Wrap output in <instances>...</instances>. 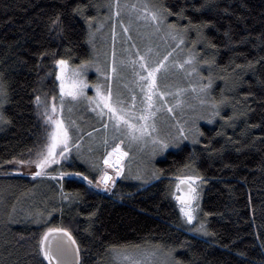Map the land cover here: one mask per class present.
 <instances>
[{"label": "trees", "instance_id": "1", "mask_svg": "<svg viewBox=\"0 0 264 264\" xmlns=\"http://www.w3.org/2000/svg\"><path fill=\"white\" fill-rule=\"evenodd\" d=\"M149 1L173 12L184 9L193 23L207 22L203 34L217 49L205 52L204 43H198L195 50L207 59L215 54L218 67L212 70L213 96L221 99L223 89L232 104L241 101L237 112L248 107L252 111L232 127L220 118L210 125L201 123L200 142L168 151L154 163L163 174L157 173L159 178L145 187H127L122 176L110 191L99 192L79 178L60 179L53 169L83 172L90 179L98 176L76 165L72 153L67 162L61 161L63 167L52 165L47 170L57 179L27 177L21 165L5 162L14 157L27 159L29 149L35 151L38 142H45V128L52 130L35 97L39 95L49 108L56 104V65L51 55L41 54L56 52L55 59H67L73 66L90 59L85 17L96 20L101 16L104 0H0V72L9 94L4 111L11 121L0 125V264H41L36 240L45 226L33 222L38 212L44 214L41 219L50 221L48 226L69 230L80 248V264H106L114 251L111 246L116 251L157 245H163L160 249L165 253L175 249L184 264H264V62L244 75L238 88L232 73L236 64L255 63L264 57V0H215L207 7H201L205 0ZM77 5L88 7L76 14L72 9ZM57 11L63 13V36L48 30L49 18ZM176 21L175 15L168 16L169 23ZM189 38L197 40L196 32ZM232 113L233 108L227 107L221 115ZM221 132L224 135H217ZM193 172L206 180L201 190V217L214 233L207 239L182 228L170 194L177 176ZM61 185L67 200L61 197ZM93 212L95 216L89 219Z\"/></svg>", "mask_w": 264, "mask_h": 264}, {"label": "snow or ice", "instance_id": "2", "mask_svg": "<svg viewBox=\"0 0 264 264\" xmlns=\"http://www.w3.org/2000/svg\"><path fill=\"white\" fill-rule=\"evenodd\" d=\"M215 0H205V3L201 7H207L209 4L214 3ZM109 8L115 7L118 9L115 13L116 16L120 15V0H109V3L106 5ZM88 6L73 8V13L82 14L85 8ZM132 8H136V5H131ZM143 10L147 12V15H142L138 18L150 20L154 22V30L156 32L165 31V37L170 38L176 43V47L179 48L180 45H185V48H181V52H187L186 58L181 62L178 60H173L172 65L182 69L185 75H192L195 73L200 76L201 80L205 79L201 75L202 70H206L209 73L208 84L203 85L200 88V91L205 94V96L210 97L209 100L200 99V104L209 103L211 105V112L208 115H199L191 120H184L181 123L180 120H177V133L171 139H161L158 136H153L152 133L157 132V124L153 119L156 116V113L160 111L164 105L167 104V101L163 98L168 95H172L170 92L162 91L161 85L158 83V73L161 69L165 71L168 70V65L165 64V61L169 60V57L172 56L173 52L176 51V48H173L172 52H168L167 55L163 57L162 60L158 62H152L145 55H140L137 51V59H130L128 64L133 66L134 75L138 77L140 82V90L143 93L144 97V108L142 112L136 116L134 113H131V110L124 107V101L120 98V94L117 93L114 97L112 88L110 85L107 86L106 90L104 86L100 83H95L92 87L95 89L94 96H87L85 89L89 87L88 83L84 79V75L91 68H95L97 73L103 75L106 79L108 78V73L100 66L99 62L94 59H88L82 61L79 65L71 67L69 65V60L67 59H55L57 56L56 52L52 53H42L41 55H51L54 61V64L59 67V74L56 75V79L60 81V105L59 109L64 108L65 97H71L72 100H78L84 98L88 101L90 105H94L92 109L97 113V115L102 119L104 116H107L108 119L112 122V127L115 131L120 132L121 137L113 136L114 143L109 145L108 140H104V151L105 155L102 157L103 166H101L100 158L95 160L88 159L85 161L88 164L91 172H98V176L93 179L89 178V175H85L83 172H67L60 171L59 169H53L52 171L58 172L60 179L68 178H79L81 182L86 183L89 188H102L104 191H110L111 187L115 185V177L125 176V158L129 157L130 151H125L121 144H125L127 141V147L131 149L133 145H138L140 143L147 144L148 141L145 140L146 137L150 138L151 143L154 145L151 156L155 158L156 156L162 155L166 149L171 147L178 148L183 141L190 139L188 133L192 129H196L197 138L193 139V143H199V136H203V132L199 131V121L207 120L209 123L215 121L216 118H220L227 124L229 127L234 126V121L239 120L241 117H247L248 113L252 111L250 107L246 110L237 112L236 105L240 104L241 101L237 100L236 104H232L229 97L223 95V89L221 90V99L217 100L213 96L212 85L214 81L211 79L212 70L215 67H218L215 59V54H213L211 59H207L201 52L195 50V46L198 43H204L205 52L208 49H217L215 44L211 43L210 38L203 34V28L207 27V22H201L199 24L193 23L192 20L184 15V9H180L179 12H173L170 8L165 7L163 4L158 7L155 5H150L147 2L143 6ZM199 11V9H197ZM224 11H227L225 9ZM62 11H57L53 17L49 18L48 30L55 31L58 36H63L65 25L62 20ZM175 15L177 21L173 23L168 22V16ZM111 19V17H109ZM187 19L188 23L181 25L180 20ZM95 17H85V21L88 24L89 32V43L95 48V37L93 32V21ZM98 30V29H96ZM113 39H115V25L112 27ZM124 31L127 32L128 28L125 27ZM195 31L197 35V40H190V33ZM229 38L231 43V38L228 32L224 34ZM131 39V37H129ZM188 44H191V47H187ZM135 47V45H133ZM148 52H152L151 48L147 49ZM218 51V50H217ZM159 55V54H157ZM115 47L113 45L112 51V68L111 73L116 74L117 68L115 66L116 60ZM264 62V57L259 58L253 63V61H248L246 65L236 64L235 68L232 69L234 74V81L239 83L235 84V88H238L240 84L243 83V77L249 71L256 70V64ZM123 64L124 61H121ZM234 63V61H232ZM138 64V69L135 67ZM188 66L187 68L185 66ZM237 69L240 71L237 72ZM222 71L227 72V67H222ZM224 79V77H220ZM168 87V85H164ZM196 91L195 88L192 89ZM186 90L183 88L176 89V96H179L181 93ZM251 93L244 96V100H247V96ZM156 97L160 98V107H156L155 111L153 110L156 105ZM55 99V97H53ZM9 103V94L4 81V74L0 72V125L10 123L11 121L6 117L4 106ZM35 103L37 107H43V112L40 113L44 117L45 124L52 127L51 131H48V128H45V142H38L35 146V151L29 149V156L27 159H16L15 157L12 160L6 161L7 164H15L21 166H28L31 168L32 165H35L36 169L39 171H33L32 175L34 177L41 176H50L51 179H57V176L51 175L47 171L52 165H61V161L67 162L69 156L71 155V149L69 147L72 137L69 133L68 126L65 125V122L62 118H58L55 113L58 111V108L55 104L49 108V105L46 101L42 102L41 97L37 95L35 97ZM183 101L180 99L175 100V106L181 107ZM227 107L233 108V113L231 116L224 117L221 115L223 110ZM71 111V109H69ZM168 112H172L173 108L168 107ZM139 121V122H135ZM151 121V123L149 122ZM74 123V122H73ZM260 125H250L249 128L259 127ZM104 127L107 128L108 125L104 124ZM91 135V133H89ZM217 135H224V133H217ZM244 135H247V132H244ZM230 139V138H229ZM118 141V142H115ZM79 149V145H73ZM109 147L111 150L109 151ZM240 149H237L239 151ZM91 151V149H89ZM215 151V150H214ZM80 156L79 151L76 153V157ZM63 167V165H61ZM185 168H189V165H184ZM109 169L113 170V174H109ZM157 173L163 174V171L157 169L156 172L151 173L153 179L159 178ZM127 178V177H125ZM141 178V177H136ZM206 183V180L203 176L199 174H181L176 177V182L172 185L176 191L171 192L170 194L174 199L177 200L179 204L180 213L186 218L188 224H192L194 220L197 219V216L194 214L197 210L200 209L199 200H200V191L202 190V185ZM185 185L186 189H181V186ZM177 192H180V195H177ZM61 197L62 199H69V196L63 193V185H61ZM15 211V208H13ZM52 211H57V209H52ZM62 211V210H61ZM95 212L90 213L89 219L92 216H95ZM31 215V214H29ZM51 216V212L48 213ZM205 215H208L205 213ZM44 216L42 212L36 213V217L33 220L34 223L43 224L44 230L39 234L38 239L36 240V251L38 255H42L45 260L49 261V264H52L55 261V264H77L80 257V248L77 246V241L72 237L69 230L63 226H48L50 221L47 219H41ZM189 231L202 234L204 236L214 235L210 233L205 227V223L200 221L195 227L189 229ZM183 246V245H182ZM115 250V246H111ZM139 247V246H135ZM157 248H162L163 245H157ZM175 249H172L168 254L167 258L160 261V264H184L181 259H178L175 256ZM154 255V253H153ZM124 259L131 261V264H140L138 260L131 259L129 256H125ZM43 264V261H41Z\"/></svg>", "mask_w": 264, "mask_h": 264}, {"label": "rangeland", "instance_id": "3", "mask_svg": "<svg viewBox=\"0 0 264 264\" xmlns=\"http://www.w3.org/2000/svg\"><path fill=\"white\" fill-rule=\"evenodd\" d=\"M146 2L152 5L149 0H120L119 16L115 15L118 9L106 6L109 3V0H104V3L102 2L103 7L102 5L100 7L101 16L96 18L93 22L95 48H93L89 42L88 45L90 48V59L97 60L100 66L109 75L106 79L103 75L97 73L95 68L89 69L84 75V79L89 85V87L85 89V93L87 96H94L95 89L92 85L95 83L102 84L105 90L107 86L110 85L114 97L119 93L120 98L124 101V107L130 109L131 113L138 116L144 108V97L140 90L138 77L134 75L133 66L128 64V61L130 59L138 60L136 53L139 51L140 55L147 56L150 61L158 62L159 60H162L168 52H172L173 48H176V51L173 52L171 57H169V60L165 61V64L168 65V70L165 71L164 69H161L157 74L161 90L170 92L172 95L163 98L167 101V104L164 105L153 118L157 124L158 131L152 133L153 136H158L161 139L171 140L177 133V120H180L181 123H183L184 120H191L199 115H208L211 112L212 109L209 103L202 105L199 102L200 99H210V97L205 96V94L200 91V88L203 85L208 84L207 77L209 76V73L206 70H202L201 75L204 76L205 79L201 80L200 76L195 73L190 76L185 75L182 69L172 65L173 60L182 62L186 58L187 52L180 51L181 48H184V45H180L179 48H177L174 41L165 37L166 30L156 32L154 30V22L138 18L142 15H147V12L143 10V6ZM131 5H136V8H132ZM109 17H111V19H109ZM113 25H115V39H113ZM125 27L128 28L127 32L124 31ZM129 37H131V39H129ZM87 40L89 41V36H87ZM113 45L116 53V74L111 73ZM133 45H135V47H133ZM148 48H151L152 52H148ZM121 61H124V63L122 64ZM69 65L70 68L75 67L70 63ZM135 67L138 69V64ZM185 67L187 68L188 66L186 65ZM58 74L59 67L56 65L55 80L58 98L55 105L57 106L58 111L55 115L58 118H62L65 125L69 128V133L72 137L69 147L72 153L71 158L74 163L90 170L85 161L88 159L95 160L100 156V153L102 157L105 155V146L103 143L105 139L108 140L109 145H112L114 143L113 136L122 139L124 137H121L120 132L114 130L112 122L107 116H104L101 119L97 113L92 110L94 105H90L84 98L72 100L71 97H65L64 108L60 110V81L56 79V75ZM164 85H168V87H164ZM178 87L183 88L186 91L179 96H176V89ZM193 88H195L196 91H193ZM212 88L215 90V87L212 86ZM212 94L216 95L214 91ZM176 99H180L184 102L181 107L175 106ZM156 101L157 103L153 108L154 111L156 107H160V98L156 97ZM168 107H172L173 111L168 112ZM69 109H71V111H69ZM149 122L151 123V121ZM201 123L209 124L207 120H200L199 125ZM104 124H107L108 127L105 128ZM89 133H91V135H89ZM188 135L190 136V139L183 141L180 145L193 143L192 140L197 138L196 129H192ZM145 140L148 141L147 144L140 143L138 145H133L131 149L126 146L127 141L125 144H121V147L125 151H130L129 157L125 158L124 161L125 176H123L122 181V184L127 187L148 186L151 181L154 180L151 176V173L156 172L154 163L162 159L168 151L176 149V147H171L166 149L162 155L153 158L151 153L154 145L151 143L150 138L146 137ZM76 144L79 145V149L73 146ZM89 149H91V151H89ZM108 150L110 151L111 148L109 147ZM77 151H79L80 156L75 158ZM102 157L100 161L103 166ZM19 167L27 177H34L32 172L38 170L35 168V165H32L31 168L28 166ZM109 174H113V170L109 169ZM138 176L141 178H136ZM120 177L122 176L115 177L116 182ZM93 189L99 192L102 191V188ZM198 191H200L199 205L201 209V189H198ZM177 210L181 226L184 230L202 239H207L209 237L189 231V229L195 227L200 221H203L206 227V222L201 217V210H197L196 213H194L197 216V219L194 220L192 224L186 222V218L180 213L179 207ZM167 254L168 253H165L163 250L155 246H141L132 249L114 250L109 254L106 264H131L130 260L124 259L125 256L138 260L140 264H160L161 260L167 258Z\"/></svg>", "mask_w": 264, "mask_h": 264}, {"label": "water", "instance_id": "4", "mask_svg": "<svg viewBox=\"0 0 264 264\" xmlns=\"http://www.w3.org/2000/svg\"><path fill=\"white\" fill-rule=\"evenodd\" d=\"M181 189H186V186L185 185H182L181 186ZM181 193L180 192H177V195H180ZM174 203L179 206L178 202L176 199H174ZM73 237V236H72ZM74 238V237H73ZM78 246V245H77ZM42 256V255H41ZM42 259L44 261L45 264H49V261L45 260L44 257L42 256ZM52 264H55V261L52 262ZM77 264H80V257H79V261L77 262Z\"/></svg>", "mask_w": 264, "mask_h": 264}]
</instances>
